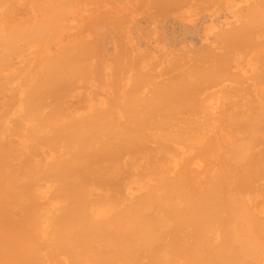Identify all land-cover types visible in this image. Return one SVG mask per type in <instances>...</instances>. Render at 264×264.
<instances>
[{
    "label": "bare ground",
    "instance_id": "obj_1",
    "mask_svg": "<svg viewBox=\"0 0 264 264\" xmlns=\"http://www.w3.org/2000/svg\"><path fill=\"white\" fill-rule=\"evenodd\" d=\"M224 2L178 48L203 0H0V264H264V0Z\"/></svg>",
    "mask_w": 264,
    "mask_h": 264
},
{
    "label": "rangeland",
    "instance_id": "obj_2",
    "mask_svg": "<svg viewBox=\"0 0 264 264\" xmlns=\"http://www.w3.org/2000/svg\"><path fill=\"white\" fill-rule=\"evenodd\" d=\"M206 0H203V3H200V4H202L199 8H198V13H197V15L194 17V18H187V17H185V20L184 19H182V18H180V17H176L175 19L173 18L172 20L171 19H167L166 20V23H164V27H165V29H164V31H165V35H167V37L169 38V36L171 37V39L173 38V40L175 39H177V38H179V39H177L176 41H174V42H176L175 44H177V46H178V44H179V46L181 47L182 45H187V46H190V47H192V46H195V48L196 47H200L201 45L200 44H202L203 45V43L202 42H205L206 40L207 41H213V38H212V35H210V32H207L205 29H206V27H208L209 25H211V22H212V20H213V17H214V15H217L221 10V15H223L222 13H224L225 12V16L223 17V16H221V15H218L220 18H219V21H220V23L222 24V25H225V21L226 20H229V16H230V14H228L229 12H228V9H226L225 8V6H224V4L225 5H227L225 2H224V0H210V1H208L207 3H204ZM223 3V4H222ZM200 4H196V5H200ZM222 5V6H221ZM222 7V9H219V8H221ZM225 10H224V9ZM216 9H217V11H216ZM224 11V12H223ZM228 12V13H227ZM213 16H212V15ZM204 15H206V16H204ZM203 16V18H201V17ZM198 17H199V22L197 21L198 20ZM206 17V19H205V21H203L202 19H204ZM226 17V18H225ZM208 18V19H207ZM176 20V21H175ZM144 21V20H143ZM175 21V22H174ZM197 21V22H196ZM142 20L140 21V27L143 29L145 26H149V25H147V23L144 21V22H142ZM171 22V23H170ZM197 24H196V23ZM180 23H182V25L184 26V24L185 25H187V28H183V26L181 27L180 26ZM144 25V26H143ZM166 25V26H165ZM188 26L190 27V28H188ZM169 27H172L171 28V31H169L170 30V28ZM195 27V28H194ZM197 27V28H196ZM147 28V27H146ZM181 28H183V31H180L181 30ZM191 28H193V30H196V32H194L193 30H191ZM172 29H174V30H172ZM186 29V30H185ZM169 31V33H168V31ZM174 31V32H173ZM175 31H178V32H175ZM167 32V33H166ZM190 32V33H189ZM174 34L175 35V37H174V35H171V34ZM182 33V34H181ZM192 33V34H191ZM180 34L183 36V34H184V38L182 37V40H180V37H178V36H180ZM211 34H212V32H211ZM208 36H211V38L210 39H208V38H206V37H208ZM202 38V39H201ZM150 39V38H149ZM148 39H146V40H143L144 41V43H139V41H138V45H140V47L141 48H143V46L145 47V45L147 46V44H149L150 45V48H155L157 45H156V42H157V40H155L154 42H153V40H152V38L150 39V40H148ZM173 40H171L172 41V43H173ZM178 40H179V43H178ZM185 41V42H184ZM209 41V42H210ZM153 42V43H152ZM181 42V43H180ZM152 43V44H151ZM174 44V46H175V48L176 49H178V48H180L179 46H178V48L176 47V45ZM182 44V45H181ZM149 45H148V47H149ZM192 45V46H191ZM200 45V46H199Z\"/></svg>",
    "mask_w": 264,
    "mask_h": 264
}]
</instances>
